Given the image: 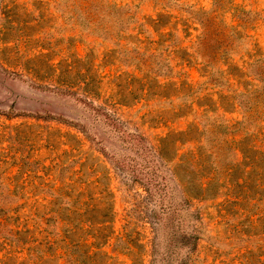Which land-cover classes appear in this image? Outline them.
<instances>
[{"label":"rangeland","instance_id":"rangeland-1","mask_svg":"<svg viewBox=\"0 0 264 264\" xmlns=\"http://www.w3.org/2000/svg\"><path fill=\"white\" fill-rule=\"evenodd\" d=\"M0 264H264V0H0Z\"/></svg>","mask_w":264,"mask_h":264}]
</instances>
